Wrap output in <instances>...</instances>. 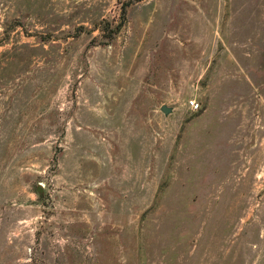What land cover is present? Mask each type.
Returning <instances> with one entry per match:
<instances>
[{"label":"rangeland","instance_id":"1","mask_svg":"<svg viewBox=\"0 0 264 264\" xmlns=\"http://www.w3.org/2000/svg\"><path fill=\"white\" fill-rule=\"evenodd\" d=\"M0 264H264V0H0Z\"/></svg>","mask_w":264,"mask_h":264},{"label":"water","instance_id":"2","mask_svg":"<svg viewBox=\"0 0 264 264\" xmlns=\"http://www.w3.org/2000/svg\"><path fill=\"white\" fill-rule=\"evenodd\" d=\"M160 110H161L165 115H167V114L172 110V108L169 107V106H167V105H165V104H163V105L160 106ZM38 190L41 191L40 188H39Z\"/></svg>","mask_w":264,"mask_h":264},{"label":"built area","instance_id":"3","mask_svg":"<svg viewBox=\"0 0 264 264\" xmlns=\"http://www.w3.org/2000/svg\"><path fill=\"white\" fill-rule=\"evenodd\" d=\"M190 106L197 108L198 107V103L195 100H190L189 102Z\"/></svg>","mask_w":264,"mask_h":264}]
</instances>
